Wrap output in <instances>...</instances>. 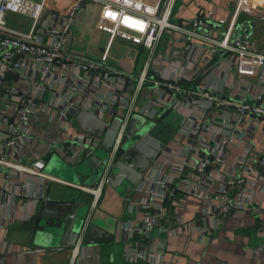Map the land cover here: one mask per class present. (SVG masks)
<instances>
[{"label": "crops", "instance_id": "1", "mask_svg": "<svg viewBox=\"0 0 264 264\" xmlns=\"http://www.w3.org/2000/svg\"><path fill=\"white\" fill-rule=\"evenodd\" d=\"M73 1L46 0L45 12L47 14L45 13L41 21L42 25L59 29L62 26L63 14ZM250 2L255 7L264 6V0H250ZM85 6L92 8L93 12L88 16L85 10L72 27L71 40L67 46L69 53L73 56H86L99 63H106L113 70H119L123 74L136 73L149 58V50L121 38L110 41L109 34L96 26L98 12L95 4L87 1ZM236 6L237 0H176L172 10V20L190 28L197 26V22L189 25L187 19L197 20L198 17L205 16L208 26H203V30L210 36L218 40L226 38L232 46H237L241 38H249L252 42L251 48L264 53V13L258 15L246 11L237 13ZM6 18L8 25L15 29L28 31L31 26V19L24 14L9 12ZM240 25L243 29L238 32L235 27ZM76 30L78 34H75ZM187 38L189 41L186 40ZM2 47L5 45L0 43V48ZM212 47L217 46L209 40L188 37L183 31L166 30L155 56L159 59L161 56L163 63L166 64L159 67L161 74L172 76L170 68L175 70L176 67H184L187 72L193 73L191 68L194 63L201 66L203 60H208L218 54L223 61L207 79V84H210L213 90L225 95L224 99L249 105L264 104V64L258 73L241 72L235 49L218 46L216 50H213ZM103 55H106L105 59L102 58ZM72 65L75 71L79 70L74 64ZM10 78L12 82L13 79L15 80L14 75L10 74ZM67 80V77L64 79L58 75L56 86L62 87ZM87 80L86 77L81 78L79 80L81 90L71 92V99L74 102L75 98L79 99L78 93L84 92ZM13 83L23 88L30 86V83L22 78ZM124 83L123 77L120 76L119 79L113 77L112 91H110L109 84H104L102 88L95 84L87 94L84 105L91 108V111L103 115V119L110 120L113 116V110L109 108L111 101L116 99ZM64 87L65 85L62 89ZM76 94L77 97H75ZM148 94L154 97L160 96L164 101L173 100V96L164 90L154 91L144 87L137 100V107L145 112L150 110ZM67 96L63 93L59 94L58 91L48 90L44 102L47 106L39 110L29 123L32 138L26 144L22 162L31 164L34 159H38L36 156H39L40 151H50L37 161L38 164L33 165L36 169L86 186H93L99 178L75 171V166L80 162L74 163L68 157L70 141H75L78 134L85 133L76 120H69L71 116L76 115V111L65 116L56 105L48 104L51 100L64 102ZM179 100H181L179 103L185 106L188 117L179 110L170 111L163 106H158L162 114L150 115L151 118L136 112L145 120L150 118L156 123L163 122L158 132L165 142V147L152 164L151 176L157 180L170 181L173 174L179 173L177 168L186 165L185 176L190 179V181L181 180V174L174 176V182L181 183L182 191L175 194L174 205L166 212L167 217L163 219V224L153 230L155 237L164 240L163 246L159 245L154 248L153 255L159 259L158 262H151L147 258L130 262L125 258L124 251L127 235L125 227L131 224H141L144 221L148 209L143 208V205L152 200L150 192L158 197L166 191L172 192L171 188H167L161 182H141L136 192L131 195L122 193L123 185L116 190L109 184H105L96 207L93 209H91L93 195L90 191L58 180H43L38 174L18 171L8 178L4 174L0 175V183L9 191L18 192L22 188V179L29 180L30 182L24 185V194L45 196L55 202L66 200L73 206V201L78 200V210L82 213H91L90 223L96 225L98 233L99 230H106L105 237H108V240L83 242L74 264H264V173L258 166L264 155V118H258L244 108L239 110L233 107L237 103H232L222 113L221 118L212 119L211 116L207 120L208 125L202 129L201 135L208 140H215L223 134H229L231 138L227 144L225 161L220 170L210 171L213 182L210 180L212 183L201 187L210 191L208 193L228 189L230 199L236 204L237 210L225 220L224 217L212 216L215 211L211 210L214 208L216 210L218 200H216V205L209 204L190 192V189H196V184H193L198 180V174L195 171L196 162L204 152L196 148L190 160L186 162L185 159L199 125L194 115L198 114L202 117L204 109L190 104L185 99L180 98ZM92 101L94 104H91ZM114 108H117L116 103ZM191 112H193L192 118L189 117ZM98 139L101 141V138ZM149 145L152 146V144ZM180 150L182 152L184 150V155L179 152ZM209 150L211 151L212 148L209 147ZM95 151H101L100 144ZM52 158H57V160L51 164ZM42 162H45L44 166L39 167ZM248 165L252 167L251 173L246 171L249 168L246 167ZM25 176L29 177L25 178ZM237 176L243 177L245 181L238 185L240 192L234 194L235 186H228V180ZM250 194L256 199L251 203L247 201ZM0 201V246H3L5 240L13 244L12 251H22L33 247L29 238L32 223L29 221L31 216L38 212L41 202L36 199H15L1 188ZM258 206L261 208L257 209ZM193 220L200 225L205 221V224H220L221 227L211 234H200L190 228V221ZM219 220L220 223H218ZM10 252L6 256L7 264H67L71 255L70 248L23 254ZM143 252L153 253L148 250ZM2 258L4 259L3 256ZM6 263L4 259V264Z\"/></svg>", "mask_w": 264, "mask_h": 264}, {"label": "built area", "instance_id": "2", "mask_svg": "<svg viewBox=\"0 0 264 264\" xmlns=\"http://www.w3.org/2000/svg\"><path fill=\"white\" fill-rule=\"evenodd\" d=\"M87 1L95 4L98 12L96 26L109 34L110 41H113L115 38H121L122 40L139 44L149 50V58L136 73L129 75L128 79L124 78L125 83L123 88L119 90L115 97L116 99L111 101L109 108H112V110L115 109L114 104L120 102L118 112L122 116V122L117 131L112 151L103 159V162L107 163V168H109L117 149L124 139L132 115L136 114V112L147 117H150V115H158L160 113L159 107H165L170 101V99L164 101L160 96H156V98L152 96L151 93L148 94L149 112H145L137 107V100L144 87L154 91L162 90L159 87L160 81L157 80L153 74H150V70L154 68L160 71L159 67L166 65L163 63L161 56L160 59L155 56L159 43L166 30L183 31L188 37L209 40L217 47L221 46L227 49H235L238 56L237 63L241 72L249 74L258 73L261 70V66L264 64V53L252 49V42L249 38H241L237 46H232L226 38L218 40L210 36L209 33L201 28L203 26H208L207 17L205 18V16L198 17L197 26L190 28L174 22L172 20V10L176 0H85V3ZM46 8V0H0V43L5 45V47L0 48V74L2 75L0 79V84L2 83L0 85V175L5 174L6 178H8L18 171H26L28 173L40 175L43 180H58L70 185H76L92 193L93 199L91 209H93L96 207L105 184H107L109 176L107 169L95 185L86 186L67 178L50 175L33 166L38 164L37 161L50 151H40L39 156H36L38 159H34L31 164H24L22 162L26 144L30 142L32 138V129L29 123L39 110L47 106L44 102L48 90H53L54 92L58 91L59 94H61V90L65 88L62 89V87L72 79L75 80L78 89L81 90L79 80L86 76L81 74L80 70L75 71L72 68V63H68L67 61L85 63L90 67L97 66L99 63L86 56H73L69 53L67 47L71 40L72 27L86 10V6L82 5V0H74L65 11L63 14L62 26L59 29L42 25L41 17L45 13ZM241 11L252 14L256 13L258 15L264 13V6L260 5L255 7L249 0H237L236 12L239 13ZM9 12L28 16L31 19L29 30L23 31L10 27L6 18ZM210 16H212L211 12ZM186 40L189 41V38ZM217 47H212V49L216 50ZM23 51H27L26 54L14 60L15 56ZM40 56H48L49 59L41 61L39 59ZM102 58L105 59L106 55H103ZM197 66L199 65L194 63L193 67L197 68ZM9 68H11V70H9ZM170 69L174 78H180L181 76L190 77L193 74L190 71L187 72L184 67H176L175 70L173 68ZM112 71L120 73L119 70ZM14 72L18 73V80L22 78L29 82L30 86L23 88L13 83L18 81L14 79L13 82L11 81L12 78H10V74L13 76ZM58 75L64 79L66 77L68 78L62 87H59V85L56 86ZM3 78H5L4 81H2ZM125 86H128V88L124 91ZM171 87L174 90L179 88L178 86L172 85ZM66 93H70V91ZM66 93H63V95L67 96ZM81 93L82 92H80V94ZM120 94L122 95L120 96ZM68 96L66 99L64 98V102L59 100L55 102L51 100L48 104L52 106L56 105L61 111L72 113L75 111V106H73L72 100L68 98ZM78 97L80 98V95ZM212 98L215 100V106L210 115L212 119L217 117L221 118L223 115L222 113L226 110L223 108L224 105L232 103H237L236 105L246 110L264 116V104L262 103L258 105H249L248 103L234 102L227 98ZM172 108L181 111L186 116L188 115V113L185 112V106H182L179 101L173 103ZM192 113L193 112L189 113V117L191 118ZM195 113L196 112H194V114ZM194 117L197 120V124H199L197 127L198 129L202 123L203 115L199 117L198 114H195ZM207 123L208 121L204 123L203 128L208 125ZM201 133L199 135L197 149L204 153L196 162L195 170L198 174V180L193 182V184H196V189H190V192L198 195L209 204L216 205V200H218V207H220L221 213L225 216L230 212L232 206H236L233 201H230L228 189L217 191V193H208L210 191L204 190L201 187L207 183L213 182V177L210 175L212 171L206 174L207 167L212 165V170H220V167L225 161L227 144L231 138L229 134H223L215 140H208L206 137H203ZM70 143L71 147L68 148L69 160L77 163L92 155L100 144V140L93 135L80 133L77 135L75 141H70ZM209 147L212 148L211 151ZM203 148L205 150H203ZM179 152L183 153V155L185 153L184 150L183 152L181 150ZM260 163L262 167H264V155L261 157ZM44 164L45 162H42L39 167H43ZM246 167H249L246 171L251 173L252 167L249 165ZM177 170L179 173L176 175L181 174V180L190 181V179L185 176L186 169L183 165L178 167ZM176 175L173 174L170 181H174V176ZM148 176H151V174ZM26 177L29 176H25V178ZM30 178L32 177L30 176ZM22 180L24 185L26 182H30L25 179ZM210 180H212V182ZM228 181L230 186H233L242 184L245 180L243 177L237 176ZM256 184L258 185L259 183ZM171 189L173 192V188ZM172 192L166 191L160 197L154 196L153 192H151L152 200L149 203L151 207L154 206L153 211L147 210L141 225L131 224L125 227L127 235L124 256L128 261L135 262L146 258L151 262L159 261V259L153 255L155 252L145 254L143 252L144 249H139V245L145 246L153 243L154 248L159 245H164V240L155 237L153 235V230L163 224V219L166 216L164 203L165 200L171 196L170 193ZM251 195L252 194L248 196L249 198L247 197V201L250 203L256 200L253 195ZM236 207L235 209L237 210ZM260 208L261 206H258L257 209ZM211 211H215V208ZM87 213L81 234L75 245L70 248L71 255L67 264H74L80 252V246L83 243L86 227L90 223L91 213ZM212 216L216 217L217 215L214 213ZM220 222L219 220L218 223ZM205 223L206 222L203 221L202 225H200L196 220H193L190 221V228L200 234H211L215 229L221 227L220 224L208 225ZM4 242L3 246H0V253L12 251L11 248L13 244H9L5 240ZM0 264H4L2 256H0Z\"/></svg>", "mask_w": 264, "mask_h": 264}, {"label": "water", "instance_id": "3", "mask_svg": "<svg viewBox=\"0 0 264 264\" xmlns=\"http://www.w3.org/2000/svg\"><path fill=\"white\" fill-rule=\"evenodd\" d=\"M82 5H85V0H82ZM45 13L47 14V12ZM45 13L42 15L41 21L46 15ZM186 21L189 23V25L194 24L195 21L197 22L196 19H187ZM235 28H237L238 32L243 29L242 25ZM26 52L27 51L21 52L15 56L14 60H16L19 56L26 54ZM39 59L43 61L48 60L49 57L40 56ZM222 61L223 59L220 58L218 54H215L207 61H204L201 66H197V68L192 67L191 70H194V72L190 77L181 76L180 78H174L173 76L162 75L158 69L153 68L150 70V74H153L155 78L160 81L159 87L173 96V100L171 99L164 108L170 109V104H173L176 101H181L179 100L181 98L189 101L192 105L195 104L196 106L204 109L202 123L197 129L192 144L189 146V154L185 159L186 162L190 160L192 152L198 147L199 135L202 132L203 125L210 117L211 112L214 109L215 100L212 97L225 98V95L213 90L212 86L207 84V79L212 75V73L217 69L218 65ZM67 62L74 64V66L80 70L81 74L85 75L88 79L86 87L84 88V92L81 94L78 93L80 98L75 102L71 99V92L73 93L78 89L74 79L68 82L65 85V88L61 90L62 93L70 91L68 98L72 100L73 106H75L76 115L71 116L69 120H76L83 132L90 133L94 137L101 138V151H95L88 158L77 164L75 166V171L82 172L87 175H93V177L98 179L107 169L109 173L107 184L114 187L116 190H118L120 185H123L122 193L125 195H131L132 193L136 192V189L141 182L148 183L159 181L167 188H173L175 185L173 188V193L165 200L164 203L167 212L169 208L173 207L172 205H174L173 202L175 199V194L182 191L180 183L176 184L178 181H164L162 179L157 180L152 176H148L151 174L150 172L152 164L154 161H156L157 157L162 152V149L165 147V142L162 140L161 134L158 132L163 122L156 123L155 121H148L151 119L145 120V118L135 120V114L132 115L124 139L117 149L109 168H107V163L103 162V159L107 157V155L112 151L117 131L122 122V116L118 112L120 102H116L117 108L113 110L112 118L110 120H106L102 118L103 115H99L97 112L91 111V108H87L84 105V100L95 84H97V86L100 88H102L104 84H109L111 87L110 91H112L111 83L113 77L119 79V76H121L125 79H128L129 75L123 74L122 72H113V69L106 63L100 62L97 66L90 67L88 64L77 61ZM9 70H11V68H9ZM14 77L15 80H18V73L14 72ZM4 80L5 78L2 79V81ZM171 85L178 86L179 88L174 90ZM127 88L128 86H125L124 91L127 90ZM122 94H120V96ZM75 97H77V94ZM76 99L77 98H75V100ZM91 104H94V101H92ZM228 106L229 105H224L223 108L227 109ZM233 107H236L239 110L242 109V107L236 105ZM62 112L65 116H69L68 112ZM160 114L162 113L160 112L158 115ZM252 114L258 118H264V116L261 114L254 112H252ZM149 144H152V146ZM203 150L205 149L203 148ZM258 166L262 168L264 173V167H262L260 162L258 163ZM184 167L186 168V165ZM212 167V165L207 167L208 173H210ZM181 177L182 175H180V179ZM228 186H230V184H228ZM234 186V194H237L240 192V190L238 185ZM243 186H245V184ZM0 188L5 193L11 194L15 199H36L41 202L38 212L31 216L29 221L32 223L29 238L34 246L22 251H12L10 253L23 254L26 252L37 251H59L66 250L75 245L84 227V219L86 218L87 214V212L82 213L78 210V200L73 201V206L71 202L66 200L55 202L50 198H46L45 196L41 195H26L23 192V183L22 188H20L18 192L9 191L1 183ZM150 195H152L151 192ZM230 201L232 200L230 199ZM143 208L153 211V208L150 206L149 202L144 204ZM235 212L236 209L234 206H232L230 212L225 216H223L221 213L220 207H217L214 213L218 217H224L225 220H227ZM95 227L96 225L91 223H89V225L86 227L83 239L84 243L108 240V237H105V232L107 233V231L102 230V232L99 230V234L98 229ZM139 249L148 250L149 252L153 253L155 252L153 243L148 247L139 245ZM8 254L9 252L0 253V256L4 257L5 263L7 261L6 256Z\"/></svg>", "mask_w": 264, "mask_h": 264}, {"label": "rangeland", "instance_id": "4", "mask_svg": "<svg viewBox=\"0 0 264 264\" xmlns=\"http://www.w3.org/2000/svg\"><path fill=\"white\" fill-rule=\"evenodd\" d=\"M93 12V9L92 8H90V7H87L86 8V15H88V16H90L91 15V13ZM25 18H27V17H25ZM28 19V18H27ZM83 19H84V17H83ZM82 19V20H83ZM30 21V20H29ZM28 22V21H27ZM75 34H78V32H77V30H76V32H75ZM170 111H176V109H174V108H172V103L170 104ZM134 118H135V120H140V119H142V116H140V115H138V114H135L134 115ZM148 119H150V118H148ZM148 121H152V120H148ZM53 160L51 161V164H52V162L54 161V160H57V158H52Z\"/></svg>", "mask_w": 264, "mask_h": 264}, {"label": "bare ground", "instance_id": "5", "mask_svg": "<svg viewBox=\"0 0 264 264\" xmlns=\"http://www.w3.org/2000/svg\"><path fill=\"white\" fill-rule=\"evenodd\" d=\"M250 1V0H249Z\"/></svg>", "mask_w": 264, "mask_h": 264}]
</instances>
